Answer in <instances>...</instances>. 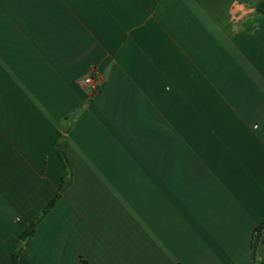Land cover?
Listing matches in <instances>:
<instances>
[{"label": "crops", "instance_id": "1", "mask_svg": "<svg viewBox=\"0 0 264 264\" xmlns=\"http://www.w3.org/2000/svg\"><path fill=\"white\" fill-rule=\"evenodd\" d=\"M259 1L234 33L231 0H0V264L62 183L67 127L72 181L19 264H252Z\"/></svg>", "mask_w": 264, "mask_h": 264}, {"label": "trees", "instance_id": "2", "mask_svg": "<svg viewBox=\"0 0 264 264\" xmlns=\"http://www.w3.org/2000/svg\"><path fill=\"white\" fill-rule=\"evenodd\" d=\"M257 9L260 13L264 12V0H261L257 4ZM69 130V127L67 128H61L58 132L55 143L58 151V155L63 163L64 167V175L62 179V183L57 191V193L54 195V197L46 204V206L43 208L42 212L36 216L32 224L36 226L48 213L49 211L54 207V205L57 203V201L61 198L62 193L65 191V189L68 187V185L72 181L73 173L70 166V163L68 161V158L66 156L65 148H66V136L65 134ZM264 230V217L260 220L257 227L254 230L253 238L251 242V252H252V264H264L263 261H260L258 259L257 249L260 242H264L262 240V233ZM34 235V230H30V228H26L18 237L13 253H12V263L11 264H19V260L22 254V251L24 250V247L29 243L32 236ZM83 264H90L85 259H82Z\"/></svg>", "mask_w": 264, "mask_h": 264}, {"label": "clouds", "instance_id": "3", "mask_svg": "<svg viewBox=\"0 0 264 264\" xmlns=\"http://www.w3.org/2000/svg\"><path fill=\"white\" fill-rule=\"evenodd\" d=\"M255 13L254 7H249L241 0H231L228 9L229 23L231 24V31L238 33L243 26V23L248 17Z\"/></svg>", "mask_w": 264, "mask_h": 264}, {"label": "built area", "instance_id": "4", "mask_svg": "<svg viewBox=\"0 0 264 264\" xmlns=\"http://www.w3.org/2000/svg\"><path fill=\"white\" fill-rule=\"evenodd\" d=\"M94 77L92 75H89L85 78L84 83L87 85H93L94 84Z\"/></svg>", "mask_w": 264, "mask_h": 264}, {"label": "water", "instance_id": "5", "mask_svg": "<svg viewBox=\"0 0 264 264\" xmlns=\"http://www.w3.org/2000/svg\"><path fill=\"white\" fill-rule=\"evenodd\" d=\"M30 229H31V230H33V229H34V226H33V225H31Z\"/></svg>", "mask_w": 264, "mask_h": 264}]
</instances>
